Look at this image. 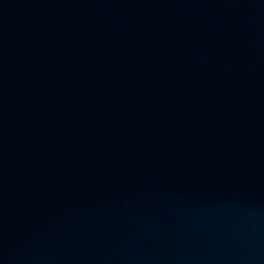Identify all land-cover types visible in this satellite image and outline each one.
<instances>
[{
  "label": "water",
  "instance_id": "obj_1",
  "mask_svg": "<svg viewBox=\"0 0 264 264\" xmlns=\"http://www.w3.org/2000/svg\"><path fill=\"white\" fill-rule=\"evenodd\" d=\"M0 264H264V0H0Z\"/></svg>",
  "mask_w": 264,
  "mask_h": 264
}]
</instances>
